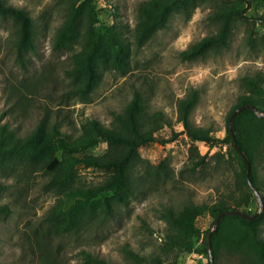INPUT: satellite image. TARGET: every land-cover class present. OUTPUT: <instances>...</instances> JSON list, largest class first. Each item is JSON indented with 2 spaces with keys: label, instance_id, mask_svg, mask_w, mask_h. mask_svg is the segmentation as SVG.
<instances>
[{
  "label": "rangeland",
  "instance_id": "obj_1",
  "mask_svg": "<svg viewBox=\"0 0 264 264\" xmlns=\"http://www.w3.org/2000/svg\"><path fill=\"white\" fill-rule=\"evenodd\" d=\"M5 1L26 9L36 25L35 49L21 61L14 46L15 24L10 17L0 15V113H5L3 122L17 134H28L45 117L72 135L79 133L81 123L88 118L111 126L114 114L122 112L135 91H140L147 110L163 112L171 123L159 134L165 138L174 133L177 136L166 143L154 142L140 148L142 162L135 170L136 195L128 205H116L111 216L101 215L68 233H55L45 222L59 198L44 189L49 176L43 172L30 175L20 168L0 173V205L11 208L9 215L0 217V264H89L87 253L110 264H134L123 247L129 245L146 258L156 257L166 234L161 215L165 207L180 209L190 201L214 203L241 194L239 161L227 144L211 147L206 142H196L207 158L193 168L192 142L177 119V105L192 89H198L193 124L212 129L221 139L225 137L228 113L242 92L241 77L264 71L262 22L255 25L254 44L248 41L254 27L251 18L264 16V0H251L245 6L251 18L234 26L227 50L193 61L182 60L181 52L216 31L207 19L212 2L202 3L189 18L174 14L166 28L138 47L134 34L138 6L143 0H97L101 17L98 26L116 25L127 44L129 63L125 72L103 70L102 81L85 101L72 93L73 84L66 74L72 67L73 52L53 47L56 31L66 16V2ZM107 147L104 141L88 153L99 155ZM166 159L170 161L169 174L160 170L161 175H153L155 167ZM147 169L150 174H146ZM78 175L83 187L98 185L105 179L103 172L83 167L78 169ZM258 175L264 187V160L258 165ZM257 207L258 199L251 209ZM198 225L203 231L200 245L204 232L212 227V218L200 217ZM261 234L264 237V226ZM179 264H208V255L184 254Z\"/></svg>",
  "mask_w": 264,
  "mask_h": 264
},
{
  "label": "trees",
  "instance_id": "obj_2",
  "mask_svg": "<svg viewBox=\"0 0 264 264\" xmlns=\"http://www.w3.org/2000/svg\"><path fill=\"white\" fill-rule=\"evenodd\" d=\"M66 16L58 27L53 47L55 50L72 51V67L66 74L72 81V93L88 100L103 78V70L117 69L125 72L129 55L121 32L115 24L99 27L100 13L97 0H64ZM212 2L208 21L216 31L204 36L181 52V59L193 61L209 54H220L231 45L234 26L248 20L246 5L251 0H143L137 10L135 43L145 45L159 30L167 27L174 14L191 17L202 3ZM0 15L10 17L16 27L14 46L18 58L35 49L36 25L32 16L22 7L0 0ZM254 27L250 29L248 41L254 44L255 25L264 24V16L252 17ZM242 92L227 116L226 135L217 137L212 129L193 124L192 112L198 104L200 92L192 89L177 105V119L192 142L191 162L193 168L205 163L196 142L203 141L211 147L227 144L229 152L239 161L237 180L241 194L217 200L214 203L187 202L180 209L165 207L162 218L166 222V234L160 253L146 258L125 245L123 252L134 264H179L184 254L201 252L209 257L208 238L220 214L240 210L249 216L259 211L251 206L255 193L247 177L250 163V181L260 193L264 203V187L258 175V165L264 160V115L251 108L241 110L234 118L232 130L229 119L241 106L251 105L264 114V71L241 77ZM5 113H0V173L6 174L20 168L23 172H43L48 177L46 191L56 193L59 198L45 217V222L55 233H68L88 225L103 215H112L116 205H128L136 195V167L142 162L140 148L149 143H166L173 140L159 134L171 123L161 111L149 112L140 91H135L132 100L122 112L114 114L111 126L96 118L81 123L77 135L62 131L57 124L43 118L28 134L21 136L3 122ZM233 132V133H232ZM56 137V142L54 138ZM235 138V139H234ZM107 142L105 152L99 155L88 151L101 142ZM236 141V144H235ZM238 148L241 149L239 152ZM95 169L105 174L98 185L83 187L78 183V169ZM168 175L170 161L163 160L155 167L153 175ZM150 174V169L146 170ZM141 177V176H140ZM2 186L0 185V189ZM254 198V201L252 199ZM243 206L246 208L241 209ZM11 213L7 204L0 205V217ZM210 216L212 227L204 232L198 225L200 217ZM264 208L255 218L238 214H224L212 231V254L214 264H264ZM89 264H110L105 259L86 254Z\"/></svg>",
  "mask_w": 264,
  "mask_h": 264
},
{
  "label": "water",
  "instance_id": "obj_3",
  "mask_svg": "<svg viewBox=\"0 0 264 264\" xmlns=\"http://www.w3.org/2000/svg\"><path fill=\"white\" fill-rule=\"evenodd\" d=\"M245 108H251V109H253V110H254L257 114H259L260 116L264 115L263 113H261V112L259 111V109L255 108V107H253V106H251V105H244V106H241V107H239L238 109L235 110V112L232 114V116H231L230 119H229V128H230L231 130H232V124H233V120H234L235 116H236L241 110H243V109H245ZM232 133H233V132H232ZM234 139H235V138H234ZM235 144H236V141H235ZM238 150H239L240 153H242L240 148H238ZM247 164H248L247 177H248V180H249V184L251 185V187H252V189H253L255 195L257 196L258 203H259V206H260L259 211H258L254 216H249L247 213H245V212H243V211H240V210H231V211H228V212H223L222 214H220V215L218 216V218H217L216 221H215L214 227H213V229L211 230V232H210V234H209V238H208L210 264H214V257H213V254H212V231H213V230L216 228V226L218 225V222H219L220 217H221L222 215H224V214H238V215H241V216H243V217H245V218H255V217H257V216L261 213V211H262L263 208H264V203H263V200H262V197H261L259 191H258L254 186H252V183H251V181H250V169H251V165H250L249 162H247Z\"/></svg>",
  "mask_w": 264,
  "mask_h": 264
}]
</instances>
